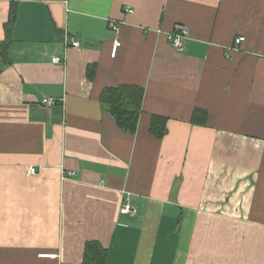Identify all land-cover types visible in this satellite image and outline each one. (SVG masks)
<instances>
[{
  "label": "crops",
  "instance_id": "obj_1",
  "mask_svg": "<svg viewBox=\"0 0 264 264\" xmlns=\"http://www.w3.org/2000/svg\"><path fill=\"white\" fill-rule=\"evenodd\" d=\"M16 3L8 39L0 0V264H83L90 241L103 264H264V0ZM124 86L143 88L134 134L100 99Z\"/></svg>",
  "mask_w": 264,
  "mask_h": 264
},
{
  "label": "trees",
  "instance_id": "obj_2",
  "mask_svg": "<svg viewBox=\"0 0 264 264\" xmlns=\"http://www.w3.org/2000/svg\"><path fill=\"white\" fill-rule=\"evenodd\" d=\"M8 1L10 2V9L6 24V34L9 39L11 26L15 20L17 0ZM142 97V87L124 86L104 91L100 99L109 110L117 127L124 132L134 134L141 114ZM165 124V118L153 115L149 130L154 136L162 138L166 133ZM105 255L106 251L97 242H87L85 244L83 264H103Z\"/></svg>",
  "mask_w": 264,
  "mask_h": 264
},
{
  "label": "built area",
  "instance_id": "obj_3",
  "mask_svg": "<svg viewBox=\"0 0 264 264\" xmlns=\"http://www.w3.org/2000/svg\"><path fill=\"white\" fill-rule=\"evenodd\" d=\"M133 10L130 8H125L124 9V14H132ZM119 23L115 22V21H111L109 23V28L110 30L115 34V36H118L119 34ZM117 38V37H116ZM167 39L170 43V45L177 51H181L184 49L185 44L187 43V41L190 39V30L188 28V26L186 25H176L174 27V29L167 35ZM64 40V47L67 48H77L79 46V43L76 39L70 38L69 36H64L63 38ZM245 41V38L243 36H238L235 40H234V49L238 48L239 45L241 43H243ZM120 42L115 39L113 41V46H112V50H111V56L115 57L116 52L118 47H120ZM229 55L228 53H226V58H228ZM53 64H62V59L59 57H54L51 61ZM58 102L54 99H50V98H46L42 100V105H44V107L49 108L52 107L54 105H57ZM29 174L34 175L36 174L35 169L30 168L29 169ZM75 176L74 172H63L61 174L60 179L61 180H65V179H70L73 178ZM132 211V209L128 206L125 205L124 207H122L121 212L123 213H127ZM133 212V211H132ZM43 258H51L54 259L57 257V255L55 254H50V255H41Z\"/></svg>",
  "mask_w": 264,
  "mask_h": 264
},
{
  "label": "rangeland",
  "instance_id": "obj_4",
  "mask_svg": "<svg viewBox=\"0 0 264 264\" xmlns=\"http://www.w3.org/2000/svg\"><path fill=\"white\" fill-rule=\"evenodd\" d=\"M124 12V11H123Z\"/></svg>",
  "mask_w": 264,
  "mask_h": 264
}]
</instances>
